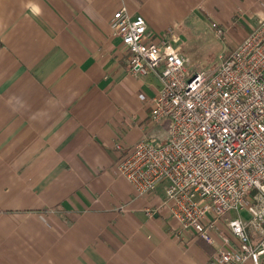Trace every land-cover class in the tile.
<instances>
[{
	"label": "crops",
	"instance_id": "1",
	"mask_svg": "<svg viewBox=\"0 0 264 264\" xmlns=\"http://www.w3.org/2000/svg\"><path fill=\"white\" fill-rule=\"evenodd\" d=\"M122 7L144 18L148 40L171 30L167 44L192 18L235 29L248 18L236 46L264 17V0H0V264H212L237 248L236 213L205 243L180 231L164 184L137 197L117 172L138 141L169 136L151 121L158 76L131 75L111 32Z\"/></svg>",
	"mask_w": 264,
	"mask_h": 264
},
{
	"label": "built area",
	"instance_id": "2",
	"mask_svg": "<svg viewBox=\"0 0 264 264\" xmlns=\"http://www.w3.org/2000/svg\"><path fill=\"white\" fill-rule=\"evenodd\" d=\"M215 29L216 26L213 25ZM110 29L129 56L135 77L154 72L160 88L151 100V121H167L168 140L138 141L117 172L145 196L164 184V207L180 231L211 244L214 222L228 212L236 249L221 248L212 264H260L264 256V17L210 73L190 71L166 39H146L142 16L124 7ZM223 36L222 31H216ZM140 100H145L139 95ZM120 148L119 143L115 145ZM248 214V219L240 213ZM212 216L214 220L209 217ZM261 235L256 246L246 228Z\"/></svg>",
	"mask_w": 264,
	"mask_h": 264
},
{
	"label": "rangeland",
	"instance_id": "3",
	"mask_svg": "<svg viewBox=\"0 0 264 264\" xmlns=\"http://www.w3.org/2000/svg\"><path fill=\"white\" fill-rule=\"evenodd\" d=\"M211 18V17H209ZM192 18L174 33L171 46L178 49L185 59L188 69L206 74L212 72L219 63V57L229 54L239 38L238 30L251 28V20L242 19L235 28L216 26L223 36L216 34L217 29L212 25V18ZM239 31V32H240ZM237 38H236V36Z\"/></svg>",
	"mask_w": 264,
	"mask_h": 264
}]
</instances>
